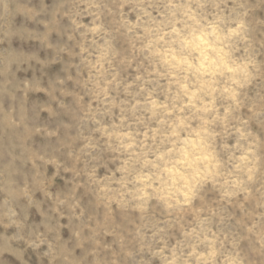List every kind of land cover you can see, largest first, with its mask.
Listing matches in <instances>:
<instances>
[{
	"label": "clouds",
	"instance_id": "clouds-1",
	"mask_svg": "<svg viewBox=\"0 0 264 264\" xmlns=\"http://www.w3.org/2000/svg\"><path fill=\"white\" fill-rule=\"evenodd\" d=\"M0 264H264V0H0Z\"/></svg>",
	"mask_w": 264,
	"mask_h": 264
}]
</instances>
